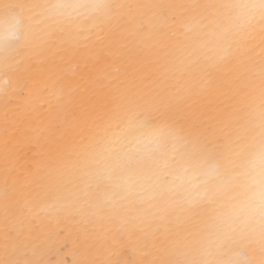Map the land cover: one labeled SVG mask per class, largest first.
Wrapping results in <instances>:
<instances>
[{
    "label": "snow or ice",
    "instance_id": "obj_1",
    "mask_svg": "<svg viewBox=\"0 0 264 264\" xmlns=\"http://www.w3.org/2000/svg\"><path fill=\"white\" fill-rule=\"evenodd\" d=\"M0 264H264V0H0Z\"/></svg>",
    "mask_w": 264,
    "mask_h": 264
}]
</instances>
